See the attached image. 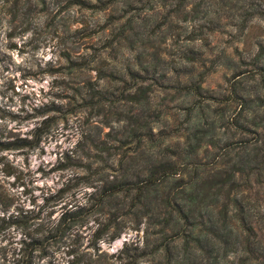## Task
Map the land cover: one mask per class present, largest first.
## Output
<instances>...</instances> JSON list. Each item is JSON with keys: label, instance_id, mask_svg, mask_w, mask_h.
Wrapping results in <instances>:
<instances>
[{"label": "rangeland", "instance_id": "rangeland-1", "mask_svg": "<svg viewBox=\"0 0 264 264\" xmlns=\"http://www.w3.org/2000/svg\"><path fill=\"white\" fill-rule=\"evenodd\" d=\"M259 45L264 0H0V129L36 140L0 151L7 212L28 216L0 232V260L50 232L30 264H165L167 243L178 264L206 263L152 199L106 188L145 159L215 165L224 142L264 135ZM197 127L212 135L187 153Z\"/></svg>", "mask_w": 264, "mask_h": 264}, {"label": "trees", "instance_id": "trees-1", "mask_svg": "<svg viewBox=\"0 0 264 264\" xmlns=\"http://www.w3.org/2000/svg\"><path fill=\"white\" fill-rule=\"evenodd\" d=\"M263 52L264 45H259L257 57ZM181 88L199 94L198 85ZM263 118L264 115L260 120ZM255 124L258 126L260 122ZM207 134L212 135L209 130L197 127L187 135L186 139H194V143L188 144L186 152L193 153ZM35 142L25 138L9 140L0 129V151L30 147ZM221 149L215 156V165L193 160L177 163L168 156L145 159L141 171L125 169L120 179L108 184L106 195L133 192L134 208L144 200L151 203L152 199L153 206L148 210H153L156 217L161 215L163 225H171L176 229L172 230L174 233L185 231L182 252L186 255L200 252L207 259L203 264H221L219 260L225 259L229 251H238L234 264H264V135L257 133L253 140L224 142ZM230 151H234L235 159L229 156ZM1 171L10 174L5 163ZM8 200L0 186V232L15 224V218L28 217L20 209L8 213ZM64 215L61 218L65 222L78 218L74 212ZM49 233L33 238L27 243L30 245L27 255L21 252L8 264H30L31 251ZM172 250V245H163L165 264L179 263ZM0 264H4L3 260Z\"/></svg>", "mask_w": 264, "mask_h": 264}]
</instances>
